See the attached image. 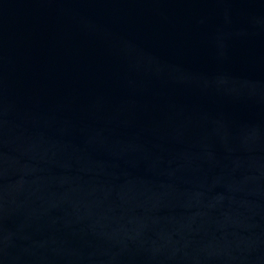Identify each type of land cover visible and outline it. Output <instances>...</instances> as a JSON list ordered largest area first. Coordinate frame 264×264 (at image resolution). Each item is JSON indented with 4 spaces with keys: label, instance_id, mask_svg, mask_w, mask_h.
<instances>
[{
    "label": "water",
    "instance_id": "water-1",
    "mask_svg": "<svg viewBox=\"0 0 264 264\" xmlns=\"http://www.w3.org/2000/svg\"><path fill=\"white\" fill-rule=\"evenodd\" d=\"M0 264H264V0H0Z\"/></svg>",
    "mask_w": 264,
    "mask_h": 264
}]
</instances>
